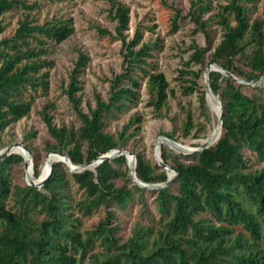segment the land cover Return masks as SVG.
<instances>
[{
	"label": "trees",
	"instance_id": "obj_1",
	"mask_svg": "<svg viewBox=\"0 0 264 264\" xmlns=\"http://www.w3.org/2000/svg\"><path fill=\"white\" fill-rule=\"evenodd\" d=\"M106 1L123 50L122 73L112 81L110 97L96 98L88 114L79 112L82 125L77 131L54 127L49 105L43 107V120L54 140L50 152L67 154L75 166L127 148L138 127L127 131L139 117L130 118L115 135L105 132V120L132 106L142 81L157 115L168 99V82L152 62L159 43L142 42L139 29L128 40L129 8L121 0ZM254 2L230 0L207 19L210 2H191L189 17L197 30L209 38L212 20L222 32L208 61L249 84L209 71L210 88L222 106L219 138L199 153L183 155L190 162L161 146V160L177 174L169 186L140 187L131 179L125 156L80 172L53 163L40 188L13 180L11 167L25 162L21 154L0 161V264H264V81H258L264 76V20L250 19L247 5ZM38 8L36 0H0V34L5 14L22 12L13 34L0 38V142L8 127L29 114L33 100L48 91L50 47L73 32L70 20L54 17L36 23L30 12ZM180 18H174L173 30ZM190 49L193 53L179 73L190 76L184 90L192 93L202 70L189 67L204 65V50L196 44ZM88 60L78 51L69 75L66 95L76 109L79 76ZM199 103L208 120L204 87ZM191 129L188 115L183 136ZM164 136L173 139L171 134ZM135 158L139 181H168L162 167H152L141 154ZM71 183L80 190L77 199L69 190ZM100 209L105 215L98 224L81 231V218ZM128 216L131 222L124 233L122 223Z\"/></svg>",
	"mask_w": 264,
	"mask_h": 264
},
{
	"label": "rangeland",
	"instance_id": "obj_2",
	"mask_svg": "<svg viewBox=\"0 0 264 264\" xmlns=\"http://www.w3.org/2000/svg\"><path fill=\"white\" fill-rule=\"evenodd\" d=\"M29 2L33 0H28ZM39 8L30 12L31 18L38 24L52 18L70 20L73 27L72 34L59 44H53L47 55L53 65L49 69V88L46 94L36 97L31 105L29 114L8 127L2 134L0 153L13 144H23L30 155L28 165L20 163L11 167L13 180L17 183H28V176L37 178L47 156L52 154L49 147L54 143L43 120V107L49 105L48 115L52 118L54 127H65L77 131L82 125L79 112L88 114L95 107L96 98L107 101L110 97L112 81L122 73L123 50L121 41L116 37V22L109 15V4L106 0H64L48 2L36 0ZM129 8V27L125 32L130 40L136 29L142 33V42H158L159 49L153 53L152 62L157 71L164 74L168 82V99L157 115L149 106V94L144 81L137 100L128 110L116 112L113 117L106 118L105 132L115 135L128 123L130 118L139 117L140 121L133 123L127 133L138 130L130 137L127 150L134 154H141L152 167L157 164V143L164 141L165 134H171L173 141L199 147L218 123L208 105L209 118H203L200 110L199 97L202 87L205 89L204 72L209 63L208 56L220 41L222 32L214 21L208 25L209 38L202 31L197 30L189 17L193 0H121ZM211 5L209 13L204 19L212 17L219 7L230 0H208ZM250 7L251 20H264V0H257ZM179 15L178 27L173 30L174 18ZM22 12L12 11L2 17L4 32L1 37L13 34L17 21ZM98 29L107 30L109 34H101ZM196 44L204 50V65L202 67L191 64L189 69L202 70L198 79V86L194 92H185L189 85L179 73L188 61ZM78 51L86 53L89 60L86 68L79 76L81 90L75 94L78 99V109L74 108L66 91L69 85V75L78 57ZM188 115L192 120V129L187 137L183 136V126ZM215 116V117H214ZM214 119V120H213ZM214 121V122H213ZM34 134V135H33ZM32 135V136H30ZM25 137H27L25 139ZM172 154L180 156L181 160L190 162L182 152L162 144ZM160 146V147H161ZM160 152V148H159ZM27 157V156H26ZM23 156L24 160L27 158ZM67 167V166H66ZM37 172V177L35 176ZM70 192L77 199L80 190L71 183ZM105 209H100L88 217L81 218L80 230H90L104 217ZM131 218L122 223L123 232L127 233Z\"/></svg>",
	"mask_w": 264,
	"mask_h": 264
},
{
	"label": "water",
	"instance_id": "obj_3",
	"mask_svg": "<svg viewBox=\"0 0 264 264\" xmlns=\"http://www.w3.org/2000/svg\"><path fill=\"white\" fill-rule=\"evenodd\" d=\"M209 71H219V72L223 73L224 75L231 77L233 80H235L239 83L249 84V82L237 80V78L233 77L230 73L226 72L225 70H223L221 67L217 66L216 64H214L212 62L208 63V65L205 69V72H204L206 97H207V101H208V99L211 100L219 108V117H218L219 132H218V136L215 140V142H216L217 139L219 138V135L221 132L223 115H222V110H221L222 106H221L218 98L213 94V92L210 88L209 78H208ZM258 81H264V76L261 79H259ZM255 82H257V81H255ZM213 139H214L213 136L207 137L203 141V143L197 148L187 147L185 145L179 144V143H177L171 139H168L166 137L164 138V141L158 142L157 143V151H156L157 164H158V166L162 167L167 172L168 177H169V179L166 183H159V184H145V183H143L137 179L136 174H135V162H136L135 154L128 151L127 149L112 150L109 153L102 155L101 157H99L95 161H92L90 163H84V164L79 165V166L73 165L70 162L67 154H60L58 152H53L52 154L60 157L59 162H64L65 165L69 168L70 172H80L82 170H94V168L97 165H99L100 163H102L103 161L112 160V159L119 157V156H125V158L127 160V164H128V168H129V174L131 176V179L142 188L149 189V190H159V189H162L164 187L169 186L177 176V174L168 165L164 164L160 158L159 148L162 144H167L168 146L182 152L183 154H196V153L203 151L204 149H207L209 146H211ZM14 148H20L23 152H25L27 154V157H26L27 159L25 160V166H27L28 162L30 160V155L28 153L27 148L23 144H13V145L6 147L4 149V151H2L0 153V161L5 159L7 156H9L11 154H14ZM51 171H52V165L49 166V170H48L47 175L45 176V178L40 183H35L33 180L28 178V183H29L28 185L35 186L37 188L42 187L45 184V182L48 180V178L51 174Z\"/></svg>",
	"mask_w": 264,
	"mask_h": 264
},
{
	"label": "bare ground",
	"instance_id": "obj_4",
	"mask_svg": "<svg viewBox=\"0 0 264 264\" xmlns=\"http://www.w3.org/2000/svg\"><path fill=\"white\" fill-rule=\"evenodd\" d=\"M208 103H209V106H210L212 113L214 115H216V117L218 118L219 117V108L209 99H208ZM218 132H219V124L217 123L214 125V129L212 130L211 134L209 135V137L213 136V138H214L212 141V144L215 142V140L218 136ZM201 142H203V141H201ZM188 145H185V146L189 147ZM14 153L21 154L24 157L27 156V154L25 152H23L20 148H14ZM59 160H60V157H58L57 155H54V154H50L49 156L46 157L39 176L34 179V178H32L31 175H29L28 178L33 180L35 183H40L45 178V176L47 175L48 170H49V166L52 165L53 163L59 162ZM61 163H64V162H61Z\"/></svg>",
	"mask_w": 264,
	"mask_h": 264
}]
</instances>
